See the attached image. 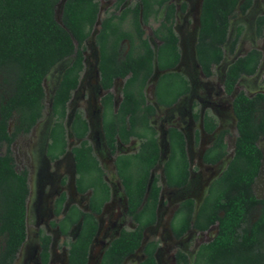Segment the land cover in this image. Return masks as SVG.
<instances>
[{
	"label": "trees",
	"instance_id": "16d2710c",
	"mask_svg": "<svg viewBox=\"0 0 264 264\" xmlns=\"http://www.w3.org/2000/svg\"><path fill=\"white\" fill-rule=\"evenodd\" d=\"M62 0H0V82L6 97L0 99V264H14L27 239V201L30 194L28 172H18L12 145L19 135L29 134L43 119L46 91L44 81L55 66L69 57L74 60L65 69L53 95V124L50 128L47 155L55 161L68 147L66 119L68 105L78 89L85 69L86 42L99 20L100 0H65L60 22L56 8ZM114 1L109 15L100 22L95 36L99 50L100 86L107 93L101 98L102 133L107 148L116 155L115 167L127 198L128 215L134 229H122L104 251L101 264H123L142 249L144 259L138 264H158L155 254L160 242L144 243L148 229L157 223V208L162 186L155 169L162 160L158 132L151 124L156 106L147 102L145 89L156 68L161 75L155 84L157 105L173 107L191 91L188 78L176 71L181 60L179 37L175 31L177 7L171 0H138L125 7L127 0ZM253 0H202L199 33L195 46L197 62L203 75L210 78L215 67L225 59V45L230 35L231 20L239 12L246 15ZM186 4L181 10L186 11ZM164 11V17L153 31L160 45L154 50L145 37L143 25H149ZM237 28L229 52L235 54L243 33ZM256 36L264 38V15L256 19ZM127 51L123 54V44ZM264 53L253 48L238 57L227 68L224 79L226 95H233L243 77L256 75ZM117 80H124L122 100L114 104L111 89ZM237 137L232 158L223 172L210 184L197 208L195 200L182 201L170 223L176 239L190 230L207 232L217 226L214 238L201 244L193 264H264V197L254 193V184L261 172L264 139V93L253 96L238 92L232 102ZM16 117L14 131L10 121ZM195 120L199 114L194 113ZM216 119L204 116L203 128L212 134ZM71 134L81 140L72 149L78 192L91 190L89 212L71 207L60 222L63 235L80 224L79 233L69 246V264H87L89 251L99 229L98 219L111 197L105 173L87 137L90 126L81 111L74 114ZM221 130L204 152L203 162L216 165L228 155L226 137ZM139 141L135 153L118 154L119 144L131 139ZM169 155L163 163V175L170 188H184L190 179V161L186 138L179 129H168ZM57 205L56 214L62 209ZM256 213V215H254ZM51 237L40 234L42 264L50 258ZM177 264H190L179 250Z\"/></svg>",
	"mask_w": 264,
	"mask_h": 264
},
{
	"label": "rangeland",
	"instance_id": "374dc122",
	"mask_svg": "<svg viewBox=\"0 0 264 264\" xmlns=\"http://www.w3.org/2000/svg\"><path fill=\"white\" fill-rule=\"evenodd\" d=\"M65 0H62L56 8V18L60 22L62 8ZM101 1V11L99 22L96 24L91 37L86 42L85 69L81 75L78 89L73 93V97L68 105V115L65 122L69 149L67 154L57 162H51L46 155V147L49 139L50 128L53 124L51 109L53 93L56 90L63 72L71 65L74 58L69 57L53 68L44 81L46 99L44 117L38 125L29 133L19 135L13 145V157L18 172L28 171L30 196L28 199L27 228L28 239L22 248L14 264H40L38 243L39 231L44 230L53 239L52 264H67L68 247L66 242H70L77 235L79 228L73 231L65 242L58 231L51 227L50 222L53 217V201L62 190V179H66V189L69 193V201L79 205L82 209H88V195L80 196L75 191V169L71 149L79 145V141L73 138L70 126L77 111H81L91 126L88 137L90 144L94 148V153L105 169L106 179L112 189V200L99 216L100 233L92 248L89 264H100L102 253L107 245L119 235L122 229H133L135 223L126 214L125 197L121 183L116 175L114 167V157H112L103 140L101 130V104L100 98L105 92L99 86L98 59L99 50L96 45L95 36L100 29V22L109 15L114 1ZM138 0H127L125 7L134 5ZM177 8V19L175 31L180 40V49L183 55L181 64L176 70L184 74L191 83V93L182 98L180 102L172 108H164L156 103L154 91L155 84L161 72L155 71L153 77L148 82L145 89L147 102L156 106L157 112L151 118V124L158 132V139L162 150V160L155 169V173L160 177L162 186V196L159 208V223L151 228L147 234L145 242L158 240L160 248L157 254L158 264H175L174 255L177 250H182L188 257L190 264H193L198 247L211 241L216 234V227L213 232L199 233L191 230L183 239L176 240L172 237L169 223L178 204L185 198L191 197L196 201L197 206L201 204L207 194L211 182L216 179L226 168L233 155L234 144L237 137L236 120L232 112L233 96L225 94L223 82L227 68L239 56H243L253 48L260 49L264 53V38L256 36V19L264 15V0H253V6L246 15L239 12L231 20L229 42L225 45V59L223 63L214 69V75L205 77L197 62L195 46L199 33V16L202 0H171ZM186 4V11L181 10ZM164 17V11L160 13L156 20H152L149 25H143L145 37L149 40L154 50L160 45L159 40L154 37L153 31L158 27L159 22ZM242 26L243 33L235 54L229 52L230 43L233 40L236 30ZM123 54L126 53L127 43L123 44ZM124 80H117L112 93L115 103L118 105L122 99V87ZM243 91L249 96L257 93H264V59L256 73L252 77H243L236 88V93ZM6 97L0 82V99ZM196 102L201 116L205 112L213 115L218 123V131L226 129L229 134L226 137L228 155L223 162L217 166H207L202 163L201 156L207 147L210 146L215 135H208L202 129L201 121H195L192 117V104ZM202 118V117H201ZM16 124L14 116L10 121L9 131L12 133ZM181 129L187 138L188 153L191 161L192 178L189 185L183 190H174L166 186L163 176V163L169 155L168 129L170 127ZM200 133V140L196 142L195 134ZM259 147L264 156V139H260ZM139 141L132 139L129 145H121L120 153H135L138 149ZM5 153V145L0 144V156ZM254 193L258 198L264 197V157L261 172L254 184ZM256 215V213L254 214ZM4 244V239L0 237V250ZM144 253L139 250L136 254L127 259L124 264H138L144 259Z\"/></svg>",
	"mask_w": 264,
	"mask_h": 264
},
{
	"label": "flooded vegetation",
	"instance_id": "af4514ba",
	"mask_svg": "<svg viewBox=\"0 0 264 264\" xmlns=\"http://www.w3.org/2000/svg\"><path fill=\"white\" fill-rule=\"evenodd\" d=\"M177 7V6H176ZM177 12H178V8H177ZM176 19H177V13H176ZM175 24H176V21H175ZM179 46H180V40H179ZM181 50V49H180ZM182 59H183V55H182V53H181V60H180V63H179V65L181 64V62H182ZM223 63V62H222ZM178 65V66H179ZM221 65V64H220ZM177 66V67H178ZM201 69V68H200ZM177 71V70H176ZM202 72V71H201ZM203 74V73H202ZM100 78H99V80H98V83H99V86H100ZM116 83V82H115ZM224 83V82H223ZM80 84V83H79ZM190 85H191V83H190ZM114 86H115V84H114ZM100 88H101V86H100ZM114 88V87H113ZM112 88V89H113ZM236 88H237V86H236ZM102 89V88H101ZM112 89H111V91L110 92H112ZM223 89H224V86H223ZM191 90H192V87H191ZM102 91L103 92H105L104 93V95L107 93L106 91H104L103 89H102ZM225 92V91H224ZM235 92H236V90H235ZM235 92H234V96L237 94H235ZM190 93H191V91H190ZM189 93V94H190ZM188 94V95H189ZM226 94V93H225ZM103 95V96H104ZM233 95H230V96H233ZM102 96V97H103ZM187 96V95H186ZM186 96H184V97H186ZM229 96V95H228ZM101 97V98H102ZM184 97H182V98H184ZM101 98H100V104H101ZM181 98V99H182ZM234 98V97H233ZM180 99V100H181ZM122 100V99H121ZM180 100L174 105V106H176L179 102H180ZM121 102V101H120ZM233 102V101H232ZM114 104H115V107L117 108L118 107V105H116V103H115V98H114ZM173 106V107H174ZM172 108V107H171ZM198 108V105H197V103L196 102H194L193 104H192V106H191V109H192V117H193V119L195 120V118H194V113H198L199 114V118H198V120H195V121H201V123H202V129H203V131L205 132V130H204V128H203V119H204V116L206 115V114H208V115H210V116H212V117H214L213 115H211V114H209V113H207V112H205L204 113V115L203 116H201V113H200V111L197 109ZM167 109H169V108H167ZM102 110H103V108H102V105H101V130H102ZM232 112H233V110H232ZM233 116H234V113H233ZM202 117V118H201ZM215 118V117H214ZM234 118H235V116H234ZM216 119V118H215ZM236 120V119H235ZM88 121V120H87ZM216 122H217V124H218V126H217V129H216V131L214 132V133H212V134H208V133H206V134H208V135H215L216 133L218 134L220 131H218V128H219V123H218V121H217V119H216ZM89 123V122H88ZM38 125V124H37ZM36 125V126H37ZM35 126V127H36ZM89 126H90V123H89ZM34 127V128H35ZM174 127V126H173ZM171 128V127H170ZM174 128H177V127H174ZM177 129H179V128H177ZM181 132H183L181 129H179ZM223 130H226V129H223ZM90 132H91V126H90ZM90 132H89V135H90ZM50 133V132H49ZM184 133V132H183ZM89 135H88V137H89ZM102 135H103V133H102ZM184 135H185V133H184ZM88 137H87V139H88ZM73 138L75 139V140H78L79 141V144L81 143V140H79V139H76L74 136H73ZM185 138H186V135H185ZM133 139H135V138H133ZM103 140H104V136H103ZM137 140V139H136ZM195 140H196V142H199V140H200V133L199 132H196V134H195ZM89 141V140H88ZM131 141H132V139H131ZM131 141H130V143H131ZM158 141H159V139H158ZM213 141H214V138H213ZM212 141V142H213ZM48 142H49V139H48ZM67 142H68V147H67V151H66V153L63 155V156H61L59 159H57V160H55V161H52L49 157H48V155H47V147H48V143H47V147H46V155H47V157H48V159L51 161V162H57V161H59L60 159H62L66 154H67V152H68V149H69V141H68V137H67ZM212 142H211V144H212ZM129 143V144H130ZM104 144H105V146H106V143H105V140H104ZM129 144H127V145H129ZM160 144V143H159ZM168 144H169V140H168ZM211 144H210V146H211ZM121 145H123V144H119L118 145V149H117V155L118 154H127V153H120L119 152V149H120V146ZM209 146V147H210ZM93 147V146H92ZM209 147H207L206 148V150L209 148ZM74 148V147H73ZM72 148V149H73ZM106 148H107V146H106ZM160 148H161V146H160ZM186 148H187V153H188V142H187V138H186ZM72 149H71V153H72ZM93 150H94V148H93ZM107 150H108V152H109V154L112 156V157H114V167H115V158H116V155H112L111 153H110V151H109V149L107 148ZM205 150V151H206ZM162 151V150H161ZM204 151V152H205ZM204 152H203V154H202V156H201V160H202V163L203 164H205L204 162H203V155H204ZM162 153V152H161ZM95 154V153H94ZM72 156H73V154H72ZM96 156V155H95ZM188 157H189V153H188ZM227 157V156H226ZM225 157V158H226ZM97 158V157H96ZM97 160L99 161V159L97 158ZM189 161H190V158H189ZM223 162V160L221 161V162H219L218 164H216V165H208V164H205V165H207V166H217V165H219V164H221ZM73 163H74V169H75V184H74V187H75V191H76V193L78 194V195H80V196H87L88 195V209L87 210H84V209H82L79 205H77V204H75V203H71L70 201H69V193H68V191L66 190V189H63V188H65L66 187V179L64 178V179H62V181H61V184H62V190L60 191V193L58 194V196L57 197H55V199H54V201H53V217H54V219L50 222V225H51V227H53L54 229H56L57 231H58V233H59V235L61 236V238H63L64 239V241L66 242L67 240H68V238H69V236H71L72 234H73V231L75 230V229H77V228H80V224L79 225H76V226H74L71 230H70V232L68 233V235H63L61 232H60V229H59V227H54V226H52V223L53 222H55V223H58V222H60V220L62 219V218H64L65 217V215L68 213V211L70 210V208L71 207H77L79 210H81L82 212H89L90 210H89V202H90V197H91V194H92V192H91V190H88L87 192H85V193H80V192H78V190H77V187H76V179H77V171H76V166H75V161H74V156H73ZM99 163H100V161H99ZM100 166H101V168L103 169V171H104V173H105V169L103 168V166L101 165V163H100ZM115 171H116V167H115ZM23 172V171H22ZM28 172V171H27ZM223 172V171H222ZM116 175H117V177H118V174H117V171H116ZM164 176V175H163ZM219 177V176H218ZM191 178H192V170H191V161H190V179H189V183H190V181H191ZM104 179H105V181L107 182V184L109 185V183H108V181H107V179H106V174H105V176H104ZM118 179H119V177H118ZM165 179V178H164ZM215 180V179H214ZM213 180V181H214ZM119 181H120V179H119ZM120 183H121V181H120ZM165 183H166V181H165ZM189 183H188V185H189ZM212 183V182H211ZM28 184H29V173H28ZM187 185V186H188ZM121 186H122V184H121ZM166 186H167V184H166ZM186 186V187H187ZM109 187H110V191H111V197H110V200H109V202H107L105 205H104V207H103V210H102V212L104 211V209L106 208V206L111 202V200H112V189H111V186L109 185ZM168 187V186H167ZM186 187H184V188H170V187H168V188H170V189H174V190H183V189H185ZM29 188H30V186H29ZM122 189H123V186H122ZM123 194H124V197H125V204H126V214L128 215V208H127V198H126V195H125V193H124V190H123ZM29 196H30V194H29ZM161 196H162V191H161V195H160V202H159V205H158V208H157V223L154 225V226H156L158 223H159V221H160V216H159V208H160V203H161ZM63 197H65V199H64V202H62L61 203V205H62V209H61V212H60V214L59 215H57L56 214V208H57V205L60 203V200H62V198ZM189 198H191V197H188V198H185V199H183L182 201H184V200H186V199H189ZM29 199V198H28ZM191 199H193V200H195L194 198H191ZM181 201V202H182ZM180 202V203H181ZM196 202V201H195ZM179 203V204H180ZM202 203V202H201ZM179 204H178V206H177V208L179 207ZM200 206V205H199ZM199 206H197V204H196V207H199ZM177 208H176V210H177ZM175 210V211H176ZM102 212L99 214V215H96V218L98 219L99 218V216L102 214ZM175 213V212H174ZM174 213H173V215H174ZM27 214H28V201H27ZM173 215H172V217H171V220H172V218H173ZM129 216V215H128ZM130 217V216H129ZM131 218V217H130ZM133 220V219H132ZM171 220H170V223H171ZM26 223H27V219H26ZM98 223H99V229H98V232H97V235H96V237H95V239H94V241H93V243H92V246H91V248H90V251H89V257H88V263L87 264H89V262H90V255H91V251H92V248H93V246H94V244H95V242H96V239L98 238V236H99V233H100V222H99V219H98ZM170 223H169V228H170ZM153 226V227H154ZM135 227H136V225H135ZM134 227V228H135ZM153 227H151V228H153ZM133 228V229H134ZM150 228V229H151ZM150 229H148L147 231H146V234H147V232L150 230ZM213 229H214V227H212L211 229H209L207 232H199V233H212L213 232ZM191 231V230H190ZM189 231V232H190ZM121 232V231H120ZM170 232H171V234H172V231H171V228H170ZM188 232V233H189ZM41 233H44L45 235H48V236H50L51 237V245H50V258H49V263L48 264H52V256H53V243H54V239H53V237L50 235V234H48V233H46V231H44V230H40L39 231V236H38V243H39V247H40V253H39V261H40V264H42L41 263V259H40V254H41V246H40V234ZM78 233H79V231H78ZM78 233H77V235H78ZM187 233V234H188ZM120 234V233H119ZM146 234H145V239H146ZM186 234V235H187ZM77 235L75 236V238L73 239V240H71L70 242H66V246L68 247V251H67V264H69V261H68V255H69V249H70V244L72 243V242H74L75 241V239L77 238ZM185 235V236H186ZM118 236V235H117ZM184 236V237H185ZM172 237L174 238V239H176L175 237H174V235L172 234ZM183 237V238H184ZM116 238V237H115ZM114 238V239H115ZM183 238H181V239H183ZM27 239H28V228H27ZM27 239H26V242H27ZM113 239V240H114ZM181 239H176V240H181ZM158 241V240H157ZM26 242L24 243V245L22 246V248L25 246V244H26ZM144 243H146L145 241H144ZM110 244V243H109ZM108 244V245H109ZM108 245H107V247H108ZM106 247V248H107ZM22 248H21V250H22ZM106 248L104 249V251L106 250ZM159 248H160V245H159ZM159 248L157 249V252H156V254H155V257H156V260H157V254H158V251H159ZM21 250H20V252H21ZM140 250H142V249H140ZM104 251H103V253H104ZM139 251V250H138ZM137 251V252H138ZM179 250H177L176 252H175V255H174V261H175V264H177V261H176V254H177V252H178ZM182 251V250H181ZM136 252V253H137ZM183 252V251H182ZM103 253H102V255H103ZM135 253V254H136ZM185 253V252H184ZM186 254V253H185ZM19 255V254H18ZM134 255V254H133ZM132 255V256H133ZM187 255V254H186ZM188 256V255H187ZM131 257V256H130ZM130 257H128V258H130ZM18 258V257H17ZM127 258V259H128ZM189 258V257H188ZM101 259H102V257H101ZM127 259L125 260V262L127 261ZM17 260V259H16ZM124 262V263H125ZM141 262V261H140ZM15 263V262H14ZM123 263V264H124ZM157 263H158V261H157ZM100 264H101V261H100Z\"/></svg>",
	"mask_w": 264,
	"mask_h": 264
},
{
	"label": "water",
	"instance_id": "95a60500",
	"mask_svg": "<svg viewBox=\"0 0 264 264\" xmlns=\"http://www.w3.org/2000/svg\"><path fill=\"white\" fill-rule=\"evenodd\" d=\"M61 2H62V1H61ZM64 2H65V1H64ZM200 12H201V10H200ZM98 22H99V21H98ZM98 22H97V23H98ZM229 37H230V36H229ZM228 42H229V39H228ZM228 42H227V43H228ZM155 51H156V50H155ZM239 57H240V56H239ZM237 58H238V57H237ZM237 58H236V59H237ZM236 59H235V60H236ZM155 71H158V69L156 68ZM54 92H55V91H54ZM53 95H54V93H53ZM52 102H53V97H52ZM51 109H52V103H51ZM197 208H198V207H197ZM216 232H217V226H216Z\"/></svg>",
	"mask_w": 264,
	"mask_h": 264
}]
</instances>
